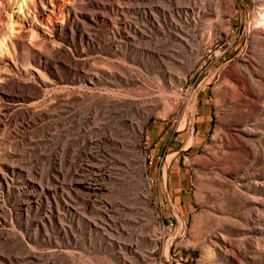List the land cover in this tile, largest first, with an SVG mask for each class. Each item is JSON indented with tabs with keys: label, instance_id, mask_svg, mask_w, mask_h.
I'll use <instances>...</instances> for the list:
<instances>
[{
	"label": "rangeland",
	"instance_id": "374dc122",
	"mask_svg": "<svg viewBox=\"0 0 264 264\" xmlns=\"http://www.w3.org/2000/svg\"><path fill=\"white\" fill-rule=\"evenodd\" d=\"M261 13L0 0V264H264Z\"/></svg>",
	"mask_w": 264,
	"mask_h": 264
},
{
	"label": "built area",
	"instance_id": "2783aa9c",
	"mask_svg": "<svg viewBox=\"0 0 264 264\" xmlns=\"http://www.w3.org/2000/svg\"><path fill=\"white\" fill-rule=\"evenodd\" d=\"M156 210H157V212H159L161 214V217H162L161 218V221L159 222V225L162 228V231H163L162 237L165 240H168L171 236H173V239H174L175 237H180V236L183 235V233H184V227L182 225V221L179 224L178 218H177V222L175 221L177 223V226L175 227V222L173 220H169L168 222H166V220L164 219L163 214L165 212V209H164L163 201H162L161 198H159V202L156 203ZM162 255L164 257H166V255L169 256L166 260H168L169 258H171L170 257V253H169V249H167V253L166 254H164L162 252Z\"/></svg>",
	"mask_w": 264,
	"mask_h": 264
},
{
	"label": "bare ground",
	"instance_id": "6f19581e",
	"mask_svg": "<svg viewBox=\"0 0 264 264\" xmlns=\"http://www.w3.org/2000/svg\"><path fill=\"white\" fill-rule=\"evenodd\" d=\"M45 9H47V11H49V13H47L48 19L51 23H53V16H55V14H57L56 9H54V8H52V9L51 8H45ZM259 20H260V22H264V13L260 14Z\"/></svg>",
	"mask_w": 264,
	"mask_h": 264
},
{
	"label": "crops",
	"instance_id": "0c3cea01",
	"mask_svg": "<svg viewBox=\"0 0 264 264\" xmlns=\"http://www.w3.org/2000/svg\"><path fill=\"white\" fill-rule=\"evenodd\" d=\"M176 189H177V187L174 186V187L172 188V191H171L174 200L177 199V198H176V195H177V190H176ZM185 193H186V192L183 191V194H182V196H183V197H182V201H183L182 204H183V205H187V201H186L187 198L185 199V195H184ZM164 209H165V212H166V210H168V209H166L165 206H164Z\"/></svg>",
	"mask_w": 264,
	"mask_h": 264
}]
</instances>
